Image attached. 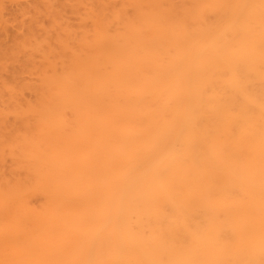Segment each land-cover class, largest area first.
I'll list each match as a JSON object with an SVG mask.
<instances>
[{
	"label": "bare ground",
	"instance_id": "6f19581e",
	"mask_svg": "<svg viewBox=\"0 0 264 264\" xmlns=\"http://www.w3.org/2000/svg\"><path fill=\"white\" fill-rule=\"evenodd\" d=\"M26 1L0 264H264V0Z\"/></svg>",
	"mask_w": 264,
	"mask_h": 264
},
{
	"label": "rangeland",
	"instance_id": "374dc122",
	"mask_svg": "<svg viewBox=\"0 0 264 264\" xmlns=\"http://www.w3.org/2000/svg\"><path fill=\"white\" fill-rule=\"evenodd\" d=\"M19 1H23L24 4L28 3L26 0H18V2H19ZM25 1H26V3H25ZM28 1H29V0H28ZM30 1H31V0H30ZM23 2H20L21 5H24ZM20 3H19V4H20ZM17 8H18V7H17ZM11 9H12V8H11ZM13 9H14V7H13ZM18 9H19V8H18ZM14 10H15V9H14ZM16 10H17V9H16ZM10 11H11V10H10ZM8 13H9V11H8ZM8 13H7V14H8ZM10 13H14V11H13V12H10ZM18 13H20V11L15 12L16 15H17ZM20 15H21V13H20ZM20 15H18V16L20 17V18H19L20 21L17 19V20H18L17 22H18V23L20 22L19 26H21V24H22L21 22H22V20H23V19L21 18ZM9 16H10V15H9ZM11 16H12V14H11ZM11 18H13V16H12ZM17 22L15 21V22H14L15 25H14V23H13L12 25L16 27L17 24H18ZM12 28H13V27H12ZM20 28H21V27H18V30H16L15 32H18V33L21 32V30L19 31ZM13 30H15V28H14ZM22 32H23V31H22ZM19 34H22V33H19ZM30 96H31V94H29V97H30ZM29 97H28V98H29ZM30 98H32V97H30Z\"/></svg>",
	"mask_w": 264,
	"mask_h": 264
}]
</instances>
